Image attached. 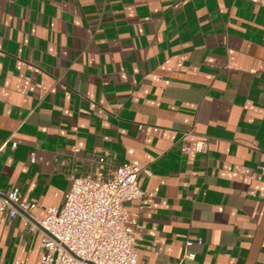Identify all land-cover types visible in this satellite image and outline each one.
<instances>
[{"label": "crops", "instance_id": "0c3cea01", "mask_svg": "<svg viewBox=\"0 0 264 264\" xmlns=\"http://www.w3.org/2000/svg\"><path fill=\"white\" fill-rule=\"evenodd\" d=\"M122 164L146 171L136 264H264L263 7L0 0V193L35 225L71 176ZM39 243L0 214V264H39Z\"/></svg>", "mask_w": 264, "mask_h": 264}, {"label": "built area", "instance_id": "2783aa9c", "mask_svg": "<svg viewBox=\"0 0 264 264\" xmlns=\"http://www.w3.org/2000/svg\"><path fill=\"white\" fill-rule=\"evenodd\" d=\"M251 3L264 8V0ZM95 163L105 161L98 158ZM142 173L144 168L122 164L106 179L71 176L62 206L42 209L45 217L35 225L30 218L37 205L22 200L19 189L13 188L0 193V214L20 217L30 232H39V264H136L138 218L126 204L145 196L137 183ZM183 259L193 260L194 255L186 252Z\"/></svg>", "mask_w": 264, "mask_h": 264}]
</instances>
